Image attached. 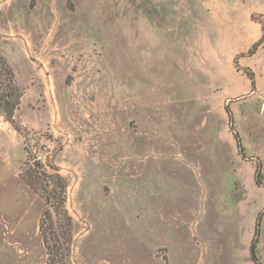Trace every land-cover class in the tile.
<instances>
[{
  "label": "rangeland",
  "instance_id": "374dc122",
  "mask_svg": "<svg viewBox=\"0 0 264 264\" xmlns=\"http://www.w3.org/2000/svg\"><path fill=\"white\" fill-rule=\"evenodd\" d=\"M263 22L264 0H0L26 134L0 107V264H48L36 162L67 182L64 264H255L253 240L264 264Z\"/></svg>",
  "mask_w": 264,
  "mask_h": 264
},
{
  "label": "trees",
  "instance_id": "16d2710c",
  "mask_svg": "<svg viewBox=\"0 0 264 264\" xmlns=\"http://www.w3.org/2000/svg\"><path fill=\"white\" fill-rule=\"evenodd\" d=\"M262 36L258 42H256L249 54H252L254 50L262 43L264 40V22L262 24ZM0 75L7 79V84L0 95V107L5 119L16 129L22 132L26 136L25 131L16 124L13 120V114L19 105L20 92L18 87L14 82V77L11 68L6 63V61L0 56ZM226 112L229 114L230 121L232 123V116L228 110L225 108ZM237 137V136H236ZM25 150L28 156L31 154L28 144L25 138ZM42 168V167H41ZM55 172L52 175H48L42 169V175L39 169L33 168V179L36 184H33L30 180L26 179V184L29 187L35 188V185H39L41 189L46 193L47 206L43 212L41 224L46 225V241L48 244L49 260L48 264H64V258L67 256L69 251V245L72 240L71 229L72 221L71 217L65 208V195L67 189V182L63 176H61L55 166L51 167ZM262 175L257 174V182H261ZM56 217L53 220V217ZM54 224H57V229L54 232ZM66 251V253L63 252ZM251 260L255 264H261L257 257L256 240L252 241L250 247Z\"/></svg>",
  "mask_w": 264,
  "mask_h": 264
},
{
  "label": "water",
  "instance_id": "95a60500",
  "mask_svg": "<svg viewBox=\"0 0 264 264\" xmlns=\"http://www.w3.org/2000/svg\"><path fill=\"white\" fill-rule=\"evenodd\" d=\"M34 167L38 168V169H39V172H40V174L42 175L43 171H42V168H41V166H40L39 162H36V163L34 164Z\"/></svg>",
  "mask_w": 264,
  "mask_h": 264
}]
</instances>
